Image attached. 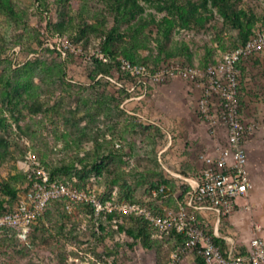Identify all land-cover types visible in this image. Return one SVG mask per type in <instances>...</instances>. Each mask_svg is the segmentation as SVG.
<instances>
[{
	"label": "rangeland",
	"instance_id": "rangeland-1",
	"mask_svg": "<svg viewBox=\"0 0 264 264\" xmlns=\"http://www.w3.org/2000/svg\"><path fill=\"white\" fill-rule=\"evenodd\" d=\"M259 28L264 0H0V211L12 204L8 190L22 195L38 169L101 196L134 199L147 198L163 175H195L194 86L169 80L121 104L129 79L122 86L106 79L116 74L94 58H61L45 39L60 33L109 60L203 68ZM249 64L239 66L241 120L251 172L264 181V53ZM180 109L184 118L174 116ZM111 225L84 207L67 213L52 205L24 241L10 234L0 242V264H100L111 256L104 249L127 244Z\"/></svg>",
	"mask_w": 264,
	"mask_h": 264
},
{
	"label": "built area",
	"instance_id": "built-area-1",
	"mask_svg": "<svg viewBox=\"0 0 264 264\" xmlns=\"http://www.w3.org/2000/svg\"><path fill=\"white\" fill-rule=\"evenodd\" d=\"M44 41L61 58L72 55L83 57V61L94 58L101 63L110 62L100 51L93 50V46L83 48L58 34ZM262 53L264 28H259L214 64L203 68L185 61L161 63L154 68L116 58V77L120 70L132 79L128 91L139 90L136 99L142 98L147 89L169 80L186 81L199 90L195 107L197 125L208 143L196 155L197 176L182 178L188 188L174 206L156 207L149 203L164 192L163 187L152 191L144 203L103 200L90 190L50 180L44 170L38 169L29 175L13 207L0 213V233L9 229L24 241L30 226L43 215L46 207L51 202L64 200L67 213L83 206L94 215H132L151 225L158 235L172 232L184 235V243L170 253L166 264H182L187 256H194L199 264H264V241L255 234L244 255H237L232 246L222 253L213 240L218 236L221 220L235 211L237 199L247 197L253 188L245 146L248 128L242 123L238 99L239 66ZM205 214L214 217L212 225L206 222ZM259 229L257 225L253 227L254 232ZM100 264L115 263L109 259Z\"/></svg>",
	"mask_w": 264,
	"mask_h": 264
},
{
	"label": "trees",
	"instance_id": "trees-1",
	"mask_svg": "<svg viewBox=\"0 0 264 264\" xmlns=\"http://www.w3.org/2000/svg\"><path fill=\"white\" fill-rule=\"evenodd\" d=\"M57 34L59 36L63 37V38H66V39L72 41L66 35H63V34H60V33H57ZM118 57L119 56H117V55H111V58H110L111 60H110L109 63L105 64V63H101V62H98V61H96V63H98L99 65H102L104 67H107L110 72L112 71L114 74H116L117 71H118V65L116 64L115 59L118 58ZM119 58H122V57H119ZM125 60H127V59H125ZM127 61H130L131 63H136V64H143V65L154 67V68L157 67L158 65H160V64L150 65V64L139 63V62L131 61V60H127ZM105 77L108 80H112V79L115 80V82L117 84H119L120 86H122V84H120V83H123V82L125 83V81H124L125 78L129 79L131 81V83H132V79L128 78L125 74L121 73L120 70H119V76L118 77H116V75H115V77L114 76L111 77L110 75H107ZM120 77H122V79ZM119 81H120V83H119ZM125 90H126L125 91V96L122 98L121 104L123 102H125L127 99H129L130 97H135V96H138L140 94L139 90H136L134 92H129L128 89H125ZM117 109L119 110V106L117 107ZM120 110H121L122 113H127V110L125 108H122ZM127 114H129V113H127ZM130 119L132 120V118H130ZM129 123L132 124V122H129ZM128 124H125V125L128 126ZM130 126H132V127L129 129V134L134 136L136 134L134 132V130H136L135 126L133 124L130 125ZM153 126L159 127L156 124H154ZM152 128L157 130L156 127H152ZM47 174H48L50 180L57 181L59 183L66 184V185H73V184H68L66 182L54 179L55 172L47 173ZM179 174L185 176V178H188V177L197 176L198 172H196L195 175H188V173H185L186 175L182 174V173H179ZM175 184H177V187H176ZM73 186H75L78 189H82V188L78 187L77 185H73ZM160 187H163L164 192L159 194L157 198L152 200L149 203V205H154L156 207L157 206H161V205L174 206L176 200L180 199L181 196H182L181 194L188 188L187 184L182 179H176L175 177H167V176L163 175L162 180L160 182H157V183L153 184L152 188L149 191V196L147 198H144V199H134V198L129 197V196H126L124 198H118V197H112L110 195L107 196V197L106 196H101L99 194H97V195L103 200L112 199L113 198V199H116V200L121 201V202H130V203L131 202H140V203H144L145 201H147L151 197V192L154 191V190L157 191ZM8 194L10 195L9 198L12 201V204L11 205H5L3 207V209L0 211V213L6 211L8 209H11L13 207L14 203L18 200V193L16 191L8 190ZM52 205H58L63 210H65L64 209V205H65L64 200L51 202L46 207V210ZM84 208H86V207H84ZM46 210H45V212H46ZM45 212L43 213V215L41 217H39L35 221V223H37L38 221H40L42 219V217L44 216ZM90 213L93 216H95V217L102 216V218L105 220V223L107 225L113 224V225H111L112 227L116 225L115 227H116L117 233L118 234L121 233L124 236V238L126 239V242H127V246L129 248H131L135 243L139 242L143 247L154 250L157 253V255H158V254H161V253L163 254V252L161 251V247H162V245L164 243H167L169 245V248L167 250L168 251L167 259H168L170 253L172 251H174L176 248H178L179 246H181L184 243V241H185V236L184 235L178 234V233H175V232H172V233H170L168 235H158L156 230L151 225H149L148 223H146L145 221H143L142 219H140V218H138L136 216H132V215H118V214L94 215L92 212H90ZM117 217L127 218L126 220H129L130 222H132L130 227H125V219L124 220L123 219H117ZM34 224H32L30 226V228L33 227ZM219 231L222 234V231H221L220 228H219ZM10 234H12V235H14V237L18 238L14 231L9 230V229H5V230H3L0 233V242L2 244L8 243ZM107 234H108V231L105 232L103 236H105ZM213 240H214L215 244L219 246V248H220L222 253H224L227 250V247L223 246L221 239H219L218 237L214 236ZM104 252H105L104 253L105 255H107V254L111 255V256L114 255V251H113L112 247H108V248L104 249ZM111 256L109 258L105 259V260L113 259V261H114V258H112ZM166 262H165V264H166ZM114 263H115V261H114Z\"/></svg>",
	"mask_w": 264,
	"mask_h": 264
},
{
	"label": "crops",
	"instance_id": "crops-1",
	"mask_svg": "<svg viewBox=\"0 0 264 264\" xmlns=\"http://www.w3.org/2000/svg\"><path fill=\"white\" fill-rule=\"evenodd\" d=\"M262 54L254 58L260 57ZM250 61L251 59L248 62L243 63L247 67V70L251 69V66L249 64ZM154 90L156 91V88H154ZM195 91L199 94V90L197 88H195ZM246 97L247 96L242 94V100H245ZM238 99L240 103L239 94ZM135 100H137L135 97H130L124 103L127 104ZM181 110L183 109L174 111V116L178 118H184L181 114ZM127 113L133 114L128 111ZM168 137H172V135L168 134ZM179 137H190V134L188 133L187 135L185 132H183ZM204 137L205 136L200 132L199 139L196 138V141L190 144H194V146H197L198 149L201 150L202 147H204L208 143L206 142ZM185 146L186 143H183L181 145L182 151L185 149ZM245 146L247 148V145ZM195 159L196 155L191 162V168L193 171L192 174H196V172H198L199 170L198 164L196 163ZM247 168L252 180L253 188L247 197L237 199L235 211L221 220L218 225L217 231V237L222 240L223 246L227 248L232 246L234 252L237 255H244L247 253L249 240L251 239L253 234L261 237L264 241V181H262L258 175L252 174L249 159ZM173 175L176 179L185 178V176L179 173H173ZM246 207L248 209H246ZM204 216L206 217V222L212 225L214 217L210 214H205ZM255 225L259 226L260 228L256 232H254L253 230V227ZM219 228L221 229L222 234L220 233ZM123 237L124 236L119 233V239L121 238V240L123 241ZM110 244L111 242H109V245ZM115 248L116 249L113 248V251L115 254L114 257L116 258V264H165V262L168 260L166 251L168 250L169 245L167 243H164L161 247V251L163 252V254L161 253L158 255L154 250L143 247L139 242L135 243L131 248H129L123 241L122 245H115ZM182 264H199V261L194 256H187L183 260Z\"/></svg>",
	"mask_w": 264,
	"mask_h": 264
}]
</instances>
